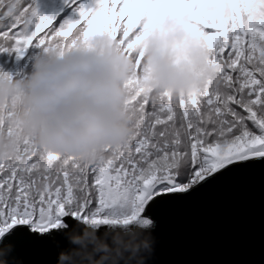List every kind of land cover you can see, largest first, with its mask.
I'll return each instance as SVG.
<instances>
[{"label": "snow or ice", "instance_id": "obj_1", "mask_svg": "<svg viewBox=\"0 0 264 264\" xmlns=\"http://www.w3.org/2000/svg\"><path fill=\"white\" fill-rule=\"evenodd\" d=\"M63 3L73 12L67 19V12L42 13L38 0H0V54H62L107 36L136 66L126 85L133 132L99 157L61 154L23 139L14 155L0 159V249L12 246L10 264H23L18 257L26 250L58 255L67 246L64 225L154 222L155 229L166 205L225 178H264V0ZM169 15L186 18L215 67L202 90L174 95L140 84L145 41ZM6 116L11 112L0 111V127L12 134Z\"/></svg>", "mask_w": 264, "mask_h": 264}, {"label": "clouds", "instance_id": "obj_2", "mask_svg": "<svg viewBox=\"0 0 264 264\" xmlns=\"http://www.w3.org/2000/svg\"><path fill=\"white\" fill-rule=\"evenodd\" d=\"M186 18L169 15L144 44L140 84L154 93L190 94L215 76L208 54L189 33ZM30 70L13 75L0 66V111L13 133L0 127V159L14 155L23 139L61 154L89 159L133 132L127 82L135 63L107 36H96L71 49L37 50ZM153 223L68 225L67 246L57 264H148L155 251ZM103 230V231H102ZM0 249V264L10 253Z\"/></svg>", "mask_w": 264, "mask_h": 264}, {"label": "water", "instance_id": "obj_3", "mask_svg": "<svg viewBox=\"0 0 264 264\" xmlns=\"http://www.w3.org/2000/svg\"><path fill=\"white\" fill-rule=\"evenodd\" d=\"M153 235L148 264H264V178H225L164 206ZM18 260L57 264L58 255L26 250Z\"/></svg>", "mask_w": 264, "mask_h": 264}, {"label": "trees", "instance_id": "obj_4", "mask_svg": "<svg viewBox=\"0 0 264 264\" xmlns=\"http://www.w3.org/2000/svg\"><path fill=\"white\" fill-rule=\"evenodd\" d=\"M38 2L41 12L44 14L54 15L56 13H59V15H64L65 12H67L68 16L65 17L66 19L73 15V12L68 11V8L64 5L63 0H38ZM126 19L127 18H125V20ZM56 23L57 22H54L53 25L49 26V28L56 26ZM123 26V23H121V28H123ZM77 30H74L73 36L75 35V32ZM47 31L48 29H45V32ZM43 34L44 33L39 34L37 39H39ZM69 39H71V37H69ZM36 51L37 50L30 49L29 53L26 54L23 59H17V54L15 53H2L0 54V66H2L6 71H11L13 75L22 76L25 70H30V58Z\"/></svg>", "mask_w": 264, "mask_h": 264}]
</instances>
